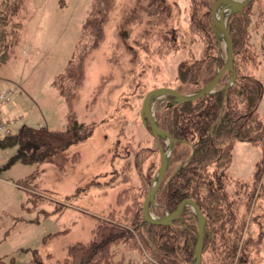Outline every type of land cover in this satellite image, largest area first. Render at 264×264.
<instances>
[{
    "label": "rangeland",
    "instance_id": "obj_1",
    "mask_svg": "<svg viewBox=\"0 0 264 264\" xmlns=\"http://www.w3.org/2000/svg\"><path fill=\"white\" fill-rule=\"evenodd\" d=\"M150 1L109 2L104 41L87 53L84 85L72 98L79 131L88 134L69 149L79 153L77 163L60 171L51 163L23 162L19 144L0 148V264H57L67 257L71 245L91 238L99 221L107 220L110 213L120 216L125 206L117 204L120 191L131 187L130 192L143 202L160 165L155 139L140 116L143 98L158 87L194 92L195 85L176 79L177 65L200 59L204 49L203 40L189 27L188 0H162L168 12L156 24L148 23ZM91 2L23 0V26L11 42L7 60L0 64V92L11 94V101L0 109V120H19L13 133L22 125L57 133L66 130L68 105L52 81L72 57ZM250 4V44L241 50L247 52L237 55V63L242 75L263 83L259 112L264 119V49L260 47L264 25L257 20L264 0ZM216 38L213 55L222 67L224 42ZM174 41L178 48L166 53L164 47H173ZM246 55L249 59L242 58ZM230 78L228 70L220 83ZM168 101L173 98L164 95L152 104L154 116ZM159 139L164 149L168 147L166 136ZM173 149L168 174L189 152L186 145L177 146L175 153ZM232 154L226 168L231 178L227 191L238 208L245 241L233 264H264V163L260 178L253 182L261 148L237 141ZM149 212L161 218L168 210L153 200ZM193 214L190 206L183 207V215ZM118 249L122 251L124 245ZM141 251L143 255L135 250L124 255L128 264L157 263L147 250ZM242 256L245 260L240 263ZM215 257L206 252L203 263L213 264Z\"/></svg>",
    "mask_w": 264,
    "mask_h": 264
},
{
    "label": "trees",
    "instance_id": "obj_2",
    "mask_svg": "<svg viewBox=\"0 0 264 264\" xmlns=\"http://www.w3.org/2000/svg\"><path fill=\"white\" fill-rule=\"evenodd\" d=\"M188 1L189 27L203 40L204 49L200 59L178 63L176 79L183 84L195 85L197 91L209 83L221 68L220 61L213 55L218 47L211 20V9L216 0ZM22 2L23 0H0V64L7 60L11 42L23 26L20 19ZM109 2L110 0H92L72 57L52 81V86L68 105L66 130L57 133L42 127L22 125L18 132L0 137L1 149L19 144L23 151V162L51 163L60 171H64L68 163L78 162L79 153H70L69 149L88 134L79 131L72 98L75 91L84 85L83 61L86 60L87 53L100 47L104 41ZM251 6L252 4H248L233 13L227 21L233 43V69L236 74L232 84L226 86L228 81L223 84L219 81L215 92L195 101L165 102L155 113L158 126L174 139L173 151L179 145H186L189 152L183 164L171 174L166 170L154 201L164 206L168 212L174 211L184 198L192 199L198 205L206 219L199 264H204L206 252L217 255L213 264H233L245 245V241H242L243 224L237 218L238 208L227 191L231 178L226 173V168L232 161L234 144L241 141L260 146L262 155L253 174V182L260 178V166L264 163V119L259 112L263 83L253 76L242 75L237 63V55L247 52L241 50L250 44L248 31L252 22ZM147 8L148 23L156 24L160 19L165 20L163 15L168 9L162 0H151ZM168 16L167 14L166 17ZM257 20L264 25L263 9ZM173 34L174 40L176 31ZM260 39V47L264 49V31ZM177 46L174 41L173 47L164 48L166 53H171ZM161 48L163 45L159 50ZM176 90L182 92L180 89ZM130 190L131 187L117 195V204H125L120 216L110 213L107 220L99 221L91 238L71 245L67 257L57 264H128L124 255H133L134 250L143 255L142 249L150 253L156 264L192 263L197 240L196 216L193 214L194 216L186 217L182 211L170 224L146 223L142 214L143 202ZM120 244L124 245L122 251L118 249ZM117 256H120L119 259H116ZM239 260L242 263L245 259L242 256Z\"/></svg>",
    "mask_w": 264,
    "mask_h": 264
},
{
    "label": "water",
    "instance_id": "obj_3",
    "mask_svg": "<svg viewBox=\"0 0 264 264\" xmlns=\"http://www.w3.org/2000/svg\"><path fill=\"white\" fill-rule=\"evenodd\" d=\"M252 1L253 0H216L215 3L213 4L211 9L212 27L216 36L222 38L224 42L226 55L222 67L217 70L215 77L209 83H207L204 87L200 88L199 90L191 93H182L174 88H169V87L154 88L146 93L142 102V107L140 111L141 119L145 125H148L150 127L152 136L155 139L160 155V165L157 169L156 175L142 203V214L146 223H152L155 225H164V224H170L172 220L175 219L183 211V207L185 205H188L192 208L197 219V240L195 243L194 256L191 264L200 263L202 249H203L204 229H205L206 219L202 214V212L200 211L198 205L192 199L184 198L178 203L174 211L168 212L164 217L155 218L149 212V206L153 202L154 197L157 191L159 190L160 185L164 179L174 144V139L172 138V136L163 129H161L156 123L154 112H152V103L150 101V98L153 94L159 93L161 96L169 95L173 98L174 101L177 102L195 101L205 95H209L215 92L216 87L222 75L228 70L231 72V78L226 86L231 85L236 78V74L233 69V43H232L231 35L227 28V21L231 14L240 11L243 7L250 4ZM225 2L233 4V9L226 18V20L221 19L219 22H217L214 16L215 9L218 5H222ZM163 136H166L168 140H170L169 151L167 147L164 149L161 145L159 138ZM167 152H168V157L166 158Z\"/></svg>",
    "mask_w": 264,
    "mask_h": 264
},
{
    "label": "built area",
    "instance_id": "obj_4",
    "mask_svg": "<svg viewBox=\"0 0 264 264\" xmlns=\"http://www.w3.org/2000/svg\"><path fill=\"white\" fill-rule=\"evenodd\" d=\"M11 101V94L9 91L0 92V109L1 107ZM19 120H0V136L12 135L14 123L17 124Z\"/></svg>",
    "mask_w": 264,
    "mask_h": 264
},
{
    "label": "bare ground",
    "instance_id": "obj_5",
    "mask_svg": "<svg viewBox=\"0 0 264 264\" xmlns=\"http://www.w3.org/2000/svg\"><path fill=\"white\" fill-rule=\"evenodd\" d=\"M232 9H233V4L228 3V2H225L222 5H218L215 9V14H214L215 20L217 22H219L221 19L226 20V18L228 17ZM160 97L161 95L159 93L153 94L150 98L151 103L153 104ZM169 148H170V140H168V147H167L168 151H169ZM167 157H168V152L166 154V158Z\"/></svg>",
    "mask_w": 264,
    "mask_h": 264
},
{
    "label": "crops",
    "instance_id": "obj_6",
    "mask_svg": "<svg viewBox=\"0 0 264 264\" xmlns=\"http://www.w3.org/2000/svg\"><path fill=\"white\" fill-rule=\"evenodd\" d=\"M2 115H3V113H2ZM5 149V148H4Z\"/></svg>",
    "mask_w": 264,
    "mask_h": 264
}]
</instances>
